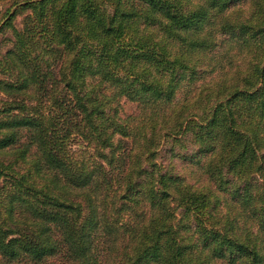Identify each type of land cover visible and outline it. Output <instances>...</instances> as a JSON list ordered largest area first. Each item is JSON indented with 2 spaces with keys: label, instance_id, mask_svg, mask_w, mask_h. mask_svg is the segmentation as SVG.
Masks as SVG:
<instances>
[{
  "label": "trees",
  "instance_id": "trees-1",
  "mask_svg": "<svg viewBox=\"0 0 264 264\" xmlns=\"http://www.w3.org/2000/svg\"><path fill=\"white\" fill-rule=\"evenodd\" d=\"M6 1L0 264H264V0Z\"/></svg>",
  "mask_w": 264,
  "mask_h": 264
},
{
  "label": "rangeland",
  "instance_id": "rangeland-1",
  "mask_svg": "<svg viewBox=\"0 0 264 264\" xmlns=\"http://www.w3.org/2000/svg\"><path fill=\"white\" fill-rule=\"evenodd\" d=\"M7 4L6 0H0V19L3 15L4 7ZM23 18V14H19L16 16L14 23L16 26H21V21ZM10 36V30L6 29L3 32H0V49L3 51L6 45L9 43L5 40V37ZM123 110L125 113H130L134 112L136 110L135 103L131 101L124 100L122 102ZM187 146H174V151L177 153L175 156L171 157L170 153V147L171 144L170 142L164 143L163 146L161 147V155H160V160L164 165H167L170 161L174 163V168L179 171L182 174H187L188 178L190 174L188 173V165L185 163V159H182L179 155V153H185V152H191L195 149V146L191 144L189 141L185 142Z\"/></svg>",
  "mask_w": 264,
  "mask_h": 264
}]
</instances>
